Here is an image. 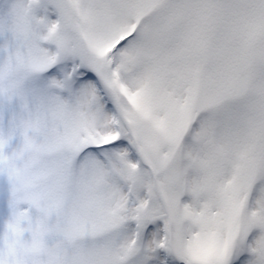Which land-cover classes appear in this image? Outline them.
Listing matches in <instances>:
<instances>
[{"label": "snow or ice", "instance_id": "1", "mask_svg": "<svg viewBox=\"0 0 264 264\" xmlns=\"http://www.w3.org/2000/svg\"><path fill=\"white\" fill-rule=\"evenodd\" d=\"M0 264H264V0H0Z\"/></svg>", "mask_w": 264, "mask_h": 264}]
</instances>
